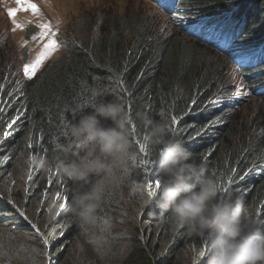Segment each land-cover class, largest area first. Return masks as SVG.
I'll use <instances>...</instances> for the list:
<instances>
[{"label":"trees","instance_id":"16d2710c","mask_svg":"<svg viewBox=\"0 0 264 264\" xmlns=\"http://www.w3.org/2000/svg\"><path fill=\"white\" fill-rule=\"evenodd\" d=\"M229 12L233 13L228 15ZM172 14L177 20L180 34L191 38L197 47L219 52L229 61L253 53L264 43V0H180ZM200 17L226 19L231 24L238 20L239 23L235 25L237 30L233 28V37L218 39L209 36L202 39L192 33L197 24L194 21ZM123 19L108 25L106 33L103 29L105 34H100V29L95 27L85 35L61 40L65 48L63 53L31 79H22L20 84L11 83L4 69H0V107L4 109L0 114V140L3 141L0 143V177L10 178L11 172L21 163L28 174L31 155H36V160H54L62 155L53 141L68 143L71 140L68 134L70 125L84 112L91 111V105L99 99H121L127 111L128 104H131L132 122L137 131L132 133L129 124L130 139L138 161L144 154L139 152L135 140L143 141V136L148 135L149 131L143 114L153 120L165 119L170 123V115H179L191 108L181 121L182 131L174 135L192 154V160L206 168L210 174L215 173L219 181L226 180L231 174L230 169L235 168L236 174L229 186L230 190L223 195L220 193L219 198L234 199L243 195L253 213L264 220V122H260L264 114L260 121L257 117L247 120L236 118L230 124L234 109L232 102L224 103L221 108L217 104H204L213 93H201L202 80L197 71L200 65L199 54L178 43L153 44L151 26L142 20L128 18L127 22L126 17ZM239 72L251 88L253 98L263 101L264 105V59H259L253 66L242 65ZM117 77L122 79L123 84H120ZM93 86L104 89L105 95L92 97L90 90ZM124 88H127L126 92ZM193 100L196 105L192 103ZM161 112L164 116H161ZM229 115L231 118L225 122L224 116ZM17 116V123L7 129V125ZM206 125L208 127L204 135L195 140H182V135L191 137ZM4 130H9L11 135L4 138ZM29 139L32 140L34 151L28 147ZM147 147L149 158H155L156 150L149 141ZM41 148L44 150L41 151ZM33 168L36 169L33 176L39 174L40 178H50L52 182L68 180L61 173L57 175L55 168L51 169V174L36 163ZM153 168L158 170V177L162 180L159 165ZM253 174L258 177L255 178ZM142 175V169L137 167L135 175L128 182H144L140 179ZM151 175L149 172V178ZM30 182L38 181L32 178ZM77 189L80 187L75 183L67 186L68 202L63 210L59 208L58 218L61 222L56 226L59 229L68 221H74L72 233L62 235L56 232L54 225L51 226L56 234L51 241L49 253L54 259L59 255L54 250L60 249L62 254L53 264H67L68 255L74 251L69 239L80 231L81 224L66 208ZM158 195L159 191L157 196L151 197V205L146 209L141 222L144 229L149 231L146 245L142 240L134 239L138 255L118 252V255L122 254L120 258L124 259L123 264H137L140 259L144 264H181L183 260H189L192 264L193 256L189 255V251L197 248L196 234L188 225L181 224L170 209L162 211L156 207ZM112 204V199L110 201L104 197L99 209L105 212ZM22 213L17 206L7 204L0 192V229L5 228L8 222L13 228L11 232L25 230V233L38 237L33 226L38 228L42 224H28ZM142 231L139 228V233L142 234ZM104 244L106 241L99 245L102 254L107 248ZM106 245L112 250L113 244ZM146 247L152 249V253H147ZM161 251L163 259L158 255ZM203 262L205 264V260Z\"/></svg>","mask_w":264,"mask_h":264},{"label":"rangeland","instance_id":"374dc122","mask_svg":"<svg viewBox=\"0 0 264 264\" xmlns=\"http://www.w3.org/2000/svg\"><path fill=\"white\" fill-rule=\"evenodd\" d=\"M29 3L36 4L39 11L33 12L28 7ZM10 9H17L14 17L9 15ZM124 17L127 22L128 18L138 19L151 26L153 44L178 43L200 55V68L198 66L197 71L200 72L202 80L201 93L207 92L208 95L213 93L204 104L206 106L217 104V107L221 108L224 103L232 102L234 109L230 124L234 123L236 118L247 120L257 117L259 121L263 118V101L253 98L251 88L244 76L237 71V67L230 63L228 58L215 51L197 47L191 38L182 33L181 35L177 28V20L168 16L154 0H25L24 3H18V0H0V69H4L6 78L12 80L13 84H20L22 79L27 77L23 72L24 65L36 59L48 40V37L40 38L41 24H51L52 31L56 32L55 38L59 47L44 61L45 64L43 63L38 71L63 53L65 48L61 40L85 35L95 27L100 29V34H105L108 25L118 23L124 20ZM231 115L224 116L223 120L228 122ZM260 122H264V119ZM132 153L138 162L136 154L133 151ZM136 169L137 165L130 159L127 168L118 170L121 182L110 186L105 195L110 201L113 200L109 210L102 212L98 209L97 218L93 223L85 224L80 221V231L69 239L74 251L68 255L67 264H123L124 259L120 258L122 254L118 255V252L139 254L133 241L147 240L149 231L144 229L141 222L146 209L151 205L152 198L147 195L146 187L142 192H133L134 187L144 183L128 182L129 178L135 175ZM253 176L258 177L257 174ZM32 178L38 182H30L21 163L11 172L10 178L0 177V192L7 204L17 206L23 211L22 215L26 216L25 222L42 224L37 227L49 239L50 244L44 247L39 236L33 237L29 232L25 233V230L11 232L13 228L7 222L5 224L9 227L4 226L5 228L0 229V263L49 264L44 253L50 252L51 241L56 232L65 236L68 232L72 233L74 221H68L59 229L56 228L61 222L56 213L63 200L53 203V197L57 191L67 195L66 189L70 184H77L80 190H83L84 186L72 182L69 178L59 179L58 182L51 184L50 178L42 179L39 174ZM48 189H50L48 198L45 199L44 194ZM52 225L57 229L55 234L51 229ZM139 228L143 230L142 234L139 233ZM195 238L197 239L195 251L207 249L206 239L197 235ZM105 241L106 244H113V248L109 250L110 246L104 244L107 248L102 254L99 245ZM146 249L147 253H152V249L148 247ZM54 253H59L57 259L62 257L60 249L54 250ZM155 253L153 250V254ZM162 253L163 251L158 254L161 255L159 257L161 259L164 258ZM189 255L193 256L194 251H189ZM57 259H53L54 263ZM204 260L201 258L199 264L204 263ZM144 263L140 259V263L137 264ZM181 264L191 263L189 260H183Z\"/></svg>","mask_w":264,"mask_h":264},{"label":"clouds","instance_id":"9594fccd","mask_svg":"<svg viewBox=\"0 0 264 264\" xmlns=\"http://www.w3.org/2000/svg\"><path fill=\"white\" fill-rule=\"evenodd\" d=\"M154 1L160 4L159 0ZM178 3L173 10L161 9L173 17ZM194 22L197 24L192 33L202 39L233 37L239 23L213 17H200ZM259 59H264V43L253 53L230 63L240 71L242 65H256ZM90 92L96 98L105 95L104 89L95 86ZM143 120L162 171L156 207L162 211L170 209L181 224L208 241L203 256L202 250H194L192 264H199L201 258L205 264H264V220L253 213L245 197L220 199L219 180L192 160V154L174 135L170 123L165 119L153 120L147 114H143ZM68 134V143L53 141L62 155L54 160L40 158L36 164L45 170L55 168L84 186L73 193L66 211L85 224L93 223L109 187L121 182L118 170L127 168L133 157L125 103L118 98L99 99L91 105V111L84 112L70 125Z\"/></svg>","mask_w":264,"mask_h":264},{"label":"snow or ice","instance_id":"6c2138e0","mask_svg":"<svg viewBox=\"0 0 264 264\" xmlns=\"http://www.w3.org/2000/svg\"><path fill=\"white\" fill-rule=\"evenodd\" d=\"M25 0H18V3H24ZM28 7H30L33 12H38L39 9L37 7L36 4L34 3H29ZM17 12V9H10L9 10V15L10 16H15ZM19 27V25H18ZM40 28L42 29V31L40 32V38L43 39L44 37H48L47 43H45L43 45V50L37 55L36 59L30 63H27L24 65L23 68V72L24 74L28 77V79H31L32 77L35 76L36 72L39 70V68L43 65L44 61L54 52L57 50V48L59 47L58 41L56 40V32L52 31V26L50 23L48 24H41ZM36 37H33V39H35ZM117 79L119 80L120 84H123L122 79H119V77H117ZM124 91H127V88H124ZM193 104L196 103L195 100L192 101ZM131 104H128V114H129V124L131 126V131L132 133H136L137 129H136V125L132 122V117H131ZM191 111V108L187 109L184 113L182 114H172L170 115L169 119H170V128L172 130V132L175 134L177 131H182V125H181V121L183 120V116L187 115V113ZM4 112V109L2 107H0V114H2ZM161 116H164V113L161 112ZM19 120V116H17L16 118H14L8 125H7V129H11L13 127V125H15L17 123V121ZM207 125L203 128H201L199 131H196L191 137H187V136H183L182 135V140H195L196 137L202 136L205 134L206 129H207ZM11 135V132L9 130H4L2 132V136L4 138H7L8 136ZM64 135H67V133H64ZM41 139H43V137H41ZM3 141L0 140V143H2ZM147 142H148V137L147 135L143 136V141L141 139H136L135 140V144L138 145V149L139 152L141 154H144L143 158H141L138 162L136 160L135 157H132V162L134 165H137L138 169H142L143 171V175L140 176V179H142L144 181L143 184L137 185L136 187L133 188V192H142L144 190V188L146 187L147 189V195L149 197H155L158 194V191L160 189L161 186V179L157 178V176H159V172L158 170L154 169L153 166L157 165L155 158H149L148 156V147H147ZM28 147L30 149H33V143L32 140L29 139L28 142ZM44 149L41 148V151H43ZM36 155H31L29 157V170H28V179L31 180L34 171H36V169L33 168V165H35L36 163ZM49 172L51 174V169H49ZM151 172L152 175L149 178L148 173ZM231 174L227 176L226 180H220L219 184H220V193L226 194L230 188L229 186L233 183V178L236 174V169L232 168L230 169ZM56 174L59 175V171L56 170ZM215 175V173H213ZM52 183V180H49V184ZM155 189V190H154ZM48 191H50V189L45 191V199L48 198ZM57 200H63V203L60 204V210H63L68 202V195H62V193L60 191H57L55 193V196L53 197V203H55V201ZM51 210V208H49V211ZM57 215H60V211H58L56 213ZM36 233L38 234V236L40 237V242L44 247H48L50 244L49 239L40 232L39 228H35V226H33ZM63 234V233H61ZM205 250H202L200 255L203 256L205 253ZM34 253H36V250H33ZM38 254V253H36ZM45 257L47 258L49 264H53V256L50 253H44Z\"/></svg>","mask_w":264,"mask_h":264}]
</instances>
